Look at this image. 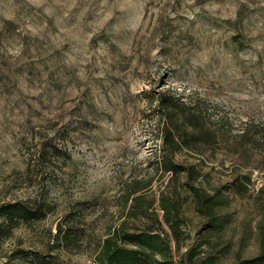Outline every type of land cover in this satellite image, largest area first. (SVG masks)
<instances>
[{"label": "rangeland", "instance_id": "1", "mask_svg": "<svg viewBox=\"0 0 264 264\" xmlns=\"http://www.w3.org/2000/svg\"><path fill=\"white\" fill-rule=\"evenodd\" d=\"M165 97L202 133L174 158L190 180L163 170ZM11 203L39 212L7 226L0 264H102L123 223L168 232L174 264L262 256L264 0H0V209Z\"/></svg>", "mask_w": 264, "mask_h": 264}, {"label": "trees", "instance_id": "2", "mask_svg": "<svg viewBox=\"0 0 264 264\" xmlns=\"http://www.w3.org/2000/svg\"><path fill=\"white\" fill-rule=\"evenodd\" d=\"M168 98L162 99V102L171 104L167 113L166 126L163 129V148H162V164L163 170L166 173H170L173 177L186 176L188 180L197 173V169L194 165L186 167L183 164H179L174 161L176 152L184 147H192L193 142H197L195 138L200 139L201 134H196L192 129L189 118L186 116L178 115L175 109V101L168 102ZM169 106V105H167ZM190 182V181H189ZM191 191L197 196H201L204 189L196 187L191 184ZM137 189L131 193L133 199L138 202L142 200L135 194ZM205 199L208 200L211 195L206 191ZM135 202V203H136ZM202 204L208 205V202L202 200ZM135 205V204H134ZM162 207L167 211L165 214V222L170 226L172 230V237L178 240L180 236V222L181 218L178 213L173 217L170 214V205H168L166 199L162 202ZM41 210V209H40ZM39 211H33L21 203H11L3 206L0 209V215L4 217L6 229L0 225V237L5 235L7 226L10 228L12 224L19 218L31 219L38 214ZM215 222L214 219H212ZM126 223L119 228L113 230L105 239L98 253L99 262L102 264H174L172 260L166 257L171 252L172 237H163L161 232H157L153 227L143 229H126ZM62 230V229H61ZM70 233V232H69ZM69 233L65 235L68 240ZM192 249L190 253H192ZM162 255L163 259L159 256ZM264 261V253L258 258L249 260L248 264H256Z\"/></svg>", "mask_w": 264, "mask_h": 264}]
</instances>
